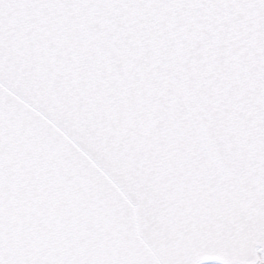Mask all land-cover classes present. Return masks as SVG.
Here are the masks:
<instances>
[{
    "label": "snow or ice",
    "instance_id": "obj_1",
    "mask_svg": "<svg viewBox=\"0 0 264 264\" xmlns=\"http://www.w3.org/2000/svg\"><path fill=\"white\" fill-rule=\"evenodd\" d=\"M0 264H264V0H0Z\"/></svg>",
    "mask_w": 264,
    "mask_h": 264
}]
</instances>
